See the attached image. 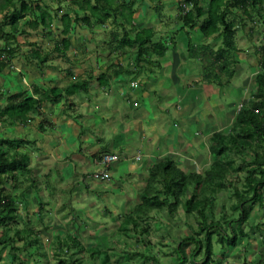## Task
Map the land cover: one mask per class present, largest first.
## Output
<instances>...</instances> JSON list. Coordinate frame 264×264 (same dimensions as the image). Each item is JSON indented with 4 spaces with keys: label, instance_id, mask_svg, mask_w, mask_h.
Segmentation results:
<instances>
[{
    "label": "rangeland",
    "instance_id": "rangeland-1",
    "mask_svg": "<svg viewBox=\"0 0 264 264\" xmlns=\"http://www.w3.org/2000/svg\"><path fill=\"white\" fill-rule=\"evenodd\" d=\"M24 1L46 12L50 19L46 18V24H41L39 11L36 10L39 25L34 29L31 27L33 17L25 15L18 20V33L15 39L9 41L14 56L0 72V110L10 104L14 96H31L35 88L61 87L75 80L76 76L96 75L112 66L117 58H120L118 61L122 66L129 68L130 62L134 59V47L122 51L127 54L122 52L108 56L106 54L114 45L113 40L121 39L125 33L132 38L134 32L139 29V24L126 25L120 15L108 18L102 26L94 25L91 28L81 21H73L70 32L64 36L62 16L67 14L72 18L83 17L87 14L86 11L82 12L73 7L70 0ZM120 1L134 12H139L137 9L148 0ZM152 1L159 7L151 11L153 8L150 9V6V12L144 17L147 19L149 14H152L151 20L158 16L162 18V24L152 27L153 39L168 42L166 52L168 58L177 55L178 58L175 60L188 58V42H191L198 52L199 46L207 48L202 49L204 60L208 56H216L217 49L222 46L221 37L213 35L205 39L197 28L190 30L181 27L183 22L180 18L182 15L179 10L180 2L185 0ZM3 2L0 0V5ZM14 2H16L14 8H19L20 2L17 0ZM198 2L200 6L207 5V0ZM145 6L147 8V5ZM249 11V16L236 9H231L227 14L228 20L234 26L233 40L236 46L234 56L231 54L235 60V74L230 83L219 89H214V86L205 87L207 92L201 87L192 86L189 91L184 88L177 99H174L172 94L171 102L189 98V103L181 100L179 105L181 109L177 110V114H183L184 131L189 137L188 156L185 159L171 156L177 169L185 174H203L210 164L218 159L210 151V145L215 143L213 134L232 133L239 109L254 101L255 76L261 71L259 62L264 54V4ZM11 12V7L0 8V30L4 34L9 33V19L6 16ZM0 34L2 36L0 44L3 45L6 35L2 32ZM65 37L70 41L68 49L65 51L60 46L61 52L56 51V45ZM32 52H38L40 57H45V62L40 63L38 59L29 61L28 57ZM196 54L197 51H191V55ZM185 65H190L191 74L199 76L200 80L207 72L196 60H188ZM133 69L130 67L129 70ZM60 102L61 112L76 113V110L71 112L67 104ZM54 106L53 104L42 107L41 111L44 113L42 115L31 113V122L25 126H8L0 123V138L26 139L33 143L32 145L43 136L50 139V135L47 134L54 124L45 118V114L59 109ZM73 106L77 108V105L72 103ZM57 117L62 119L60 115ZM40 123L45 124L43 130L39 128ZM252 145L254 149H258L261 142L257 139ZM28 148L30 146L25 150ZM138 157L136 155L135 159ZM229 158L233 160V167L240 169L231 171L225 179V187L213 191L210 196L212 202L205 211L206 226L201 224L197 217L186 215L179 208L173 217L165 212H154L140 228L122 234L118 231L122 216L131 212L133 206L139 203L148 174L137 175L132 181L133 186L131 183L123 185L126 196L123 205L126 206L113 204L116 198H119L118 193L111 191L114 188L105 190L103 187L97 190L90 186V190L83 192L80 197L64 195L54 200L55 206L54 204L50 206L44 204L47 203L45 198L49 196L46 197L47 193L42 184L48 180L42 175H36L35 170L30 173L31 175L20 173L16 182L5 185L8 194L17 203V215L10 223L11 229L7 234L9 241L6 245H0V264H67L73 260H78L79 264H92L87 251L74 248L72 242L68 241L66 246L63 241H59L66 234L73 235L84 249L91 247L105 252L109 256V264H176L179 256L183 258L182 264H204L206 231L211 233L212 252L207 264H264V188L259 191L262 202H243L245 208L250 204L253 208L247 221L241 225L242 236L237 229L239 211L234 209L237 194L244 198L252 197L245 178L255 176L250 165L253 153L252 150L246 149L241 156L228 155L223 160L227 161ZM97 180L104 181L100 178ZM61 194L66 193L59 192L58 196ZM34 198L41 208L33 203ZM68 200L72 201L71 204ZM19 203L34 205L30 207L28 205L23 210L18 206ZM112 205H116L117 208ZM16 230H27L28 233H21L17 237ZM233 232L237 236L234 245L218 241L219 236L230 238Z\"/></svg>",
    "mask_w": 264,
    "mask_h": 264
},
{
    "label": "trees",
    "instance_id": "trees-1",
    "mask_svg": "<svg viewBox=\"0 0 264 264\" xmlns=\"http://www.w3.org/2000/svg\"><path fill=\"white\" fill-rule=\"evenodd\" d=\"M3 1L0 8L11 7L12 12L6 16L9 19V33L4 34L0 30L3 35H6L4 44H0V72L14 56V50L10 47L9 41L15 39L18 33V20L25 15L33 17L31 27L34 29L39 25L38 17L35 15L36 10L39 11L41 24H46V18L47 20L50 19L46 12L38 7L34 8L26 4L24 0H17L20 2L19 8H14L15 0ZM120 2V0H70L73 7L78 8L82 12L86 11L87 14L83 17L74 16L73 18L67 14L63 15L64 28L62 34L64 36L68 35L73 21H81L91 28L94 25L102 26L108 18L117 15L123 18L126 25H132L131 21L135 13L134 10ZM185 3L190 4L191 9L184 14L181 13L182 27L190 30L197 28L205 39L218 35L222 41V46L217 49L216 56H208L206 60L202 58L204 56L202 49L207 48L199 46V53L198 49H195L194 45L188 42V57L191 60L198 61L207 71L202 77L203 83L224 88L230 83L235 74L233 53L236 52L233 40L235 30L233 23L228 20L227 14L231 9H236L245 16H249V9L262 6L264 0H207L206 7L200 6L198 0H185ZM92 21H94L93 24ZM153 38V28L138 29L134 32L132 38L126 33L123 34L121 39L116 38L113 40L114 45L108 49L106 56L122 52L125 48L132 49L134 47V59L130 62L129 68L122 66L120 61H118L120 58H117L114 64H111L112 66L107 67L105 71H100L96 75L89 74L86 77L76 76L75 80L61 87L35 88V92L31 96H14L11 98L10 104L0 110V123L8 126H25L31 122L30 114L33 112L41 114V109L45 105L52 106V104L60 100H64V104H66L68 98L83 95L94 85L107 87L112 78L114 79L119 76L130 77L128 78L130 83L127 89L135 90L134 95L140 94V91H137L140 87H138L140 76L144 73H153L154 70H158L161 66L160 59L165 57L168 51V42H164L165 40H154ZM0 40H2V36H0ZM69 45L70 41L65 37L60 41L59 45H56L55 50L61 52L60 46H62V49L66 51ZM192 50L197 51L195 56L191 55ZM122 53L127 54L125 52ZM28 59L29 61L38 59L40 63L46 60L45 57H40L38 52H32ZM259 64L261 71L255 76L256 92L254 93V101L250 105L242 106L239 109L232 133L223 135L216 132L213 134V141L215 140V143L210 145V151L218 159L210 164L203 174H185L177 169L174 161L171 159H165L150 165L147 170L146 184L140 194L139 203L133 206L131 212L122 216L118 227V231L121 234L140 228L145 221L149 220L150 215L154 212H165L170 217H173L179 208L186 215H194L200 220L201 224L206 226L207 217L205 211L212 202L210 196L213 191L225 187V179L231 171L240 169V167H233V160L231 158L227 161L223 159L227 158L228 155L230 157L241 156L246 149H249L253 153V160L250 165L253 167L252 171H254L255 176H247L245 181L252 192V197L244 198L237 194V203L234 206V209L239 211L237 229L239 235H243L241 225L247 221L253 208L252 204L248 208H245L243 202H262V196L259 191L264 188V54ZM130 67L134 69L129 70ZM111 69L112 71H110ZM44 126L45 124L43 123L39 124V128L42 130ZM257 139L261 142V145L258 146V149H254L252 142ZM32 144L26 139L0 138V228H2L0 231V245H6L7 241H9L7 234L11 229L10 223L14 221L17 215V203L8 194L5 185L16 182V178L20 173L29 174L30 155L25 149ZM21 233L27 234L28 231H15L17 237ZM236 240L237 236L234 232L230 238H224L223 236H219L218 238L219 242H225L228 245H234ZM59 241H63V244L66 246L68 241L72 242L74 248L87 251L88 258L92 264H109V256L105 252L98 248L90 247L84 249L71 234H66ZM204 249L205 258L203 263L207 264L212 253L211 233L209 231H206L205 234ZM179 257L176 264H182L183 262V258ZM67 264H79V262L78 260H73Z\"/></svg>",
    "mask_w": 264,
    "mask_h": 264
},
{
    "label": "crops",
    "instance_id": "crops-1",
    "mask_svg": "<svg viewBox=\"0 0 264 264\" xmlns=\"http://www.w3.org/2000/svg\"><path fill=\"white\" fill-rule=\"evenodd\" d=\"M157 5L152 0L142 3L137 9L139 12L133 14L132 23L139 24V29L162 24L159 16L152 20V14L147 19L144 17L150 9L154 11L158 8ZM177 58L178 55L174 58L165 55L160 59L158 70L141 75L138 95H134L135 90L127 89L130 80L119 76L112 78L107 87L94 85L87 93L68 98L66 104L71 112L76 110V113L64 110L69 113L67 115L61 112L60 101L64 104V100L54 103L57 106L60 102L57 106L59 109L45 114V118L54 124L47 134L50 139L44 136L38 138L36 144L27 149L30 155L29 174L35 170L36 175L48 180L42 182L46 197L49 196L44 204L55 206L54 200L61 196L80 197L90 187L97 190L104 187L105 190L114 188L111 191L118 193L119 198L113 204L122 206L126 202L123 192L125 183L133 186V179L137 175L147 174L153 163L172 159L171 156L187 158L189 137L184 131L183 114H177V110L181 109V100L189 103V98L177 102L171 100L177 99V96L179 98L184 88L189 91L192 86L201 87L207 92L205 87L214 85L203 83L202 77L200 80L199 76L191 74L190 65H185L191 60L189 57L175 60ZM72 103L77 108L72 107ZM104 153L117 154L121 161L114 163L104 181L99 182L90 177L98 168L97 160ZM136 155L138 159H135ZM59 192L66 194L58 196ZM68 202L71 204L72 201ZM33 203L41 208L36 200ZM34 204L19 203L18 206L25 210V207ZM116 205L112 206L117 208Z\"/></svg>",
    "mask_w": 264,
    "mask_h": 264
},
{
    "label": "built area",
    "instance_id": "built-area-1",
    "mask_svg": "<svg viewBox=\"0 0 264 264\" xmlns=\"http://www.w3.org/2000/svg\"><path fill=\"white\" fill-rule=\"evenodd\" d=\"M191 9V5L185 2H180L181 13L184 14ZM120 160L117 154H104L96 162L98 168L92 172L91 177L93 179H105L107 171L110 167Z\"/></svg>",
    "mask_w": 264,
    "mask_h": 264
}]
</instances>
